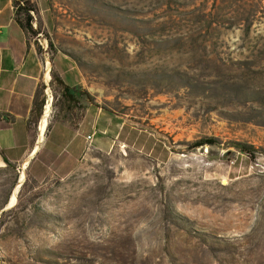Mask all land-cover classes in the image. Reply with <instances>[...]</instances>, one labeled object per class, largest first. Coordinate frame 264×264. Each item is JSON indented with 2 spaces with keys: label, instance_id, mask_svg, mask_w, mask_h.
I'll return each instance as SVG.
<instances>
[{
  "label": "rangeland",
  "instance_id": "obj_1",
  "mask_svg": "<svg viewBox=\"0 0 264 264\" xmlns=\"http://www.w3.org/2000/svg\"><path fill=\"white\" fill-rule=\"evenodd\" d=\"M29 1L53 106L12 208L0 153V264H264V0Z\"/></svg>",
  "mask_w": 264,
  "mask_h": 264
},
{
  "label": "crops",
  "instance_id": "obj_2",
  "mask_svg": "<svg viewBox=\"0 0 264 264\" xmlns=\"http://www.w3.org/2000/svg\"><path fill=\"white\" fill-rule=\"evenodd\" d=\"M6 29H10V34L0 41V153L12 162L29 159L36 148L37 143L33 146L32 142L31 119L39 86L47 83L46 69L43 72L36 49L29 45L25 32L16 22L12 3L0 0V36Z\"/></svg>",
  "mask_w": 264,
  "mask_h": 264
},
{
  "label": "trees",
  "instance_id": "obj_3",
  "mask_svg": "<svg viewBox=\"0 0 264 264\" xmlns=\"http://www.w3.org/2000/svg\"><path fill=\"white\" fill-rule=\"evenodd\" d=\"M14 6L18 8V10H21V12H24L26 14V20L25 22H22L21 19L18 18V16L15 15V20L16 22L19 24V26L23 29V31L26 33L28 32H32L34 34H37L34 29H33V16H32V11H34L33 9L27 8L26 6L30 5V1L29 0H13ZM53 80H55L56 82H58L62 87H63V94L64 97L67 98L69 101L77 103L78 98H80V95L72 93L71 92V87L69 85H67L66 83H64V81L56 74H53ZM84 96H88L87 93H84ZM36 101V100H35ZM36 104V102H35ZM36 106V105H35ZM217 139H206V140H201L195 143V147L199 148L201 146L204 145H215L217 143ZM237 147L240 148V150L244 153H250V149L249 147L245 146V145H241V144H237ZM3 156V155H2ZM3 160L5 162V164H7V166L12 167V162L6 158L5 156H3Z\"/></svg>",
  "mask_w": 264,
  "mask_h": 264
},
{
  "label": "bare ground",
  "instance_id": "obj_4",
  "mask_svg": "<svg viewBox=\"0 0 264 264\" xmlns=\"http://www.w3.org/2000/svg\"><path fill=\"white\" fill-rule=\"evenodd\" d=\"M50 65H51V63L48 62L47 63V67H46V73H45V78H46L47 85H49L50 81H51ZM47 95L49 97V100H48V103H47V105L45 107L44 114H43V116H42V118L40 120V123H39V132H38L39 135H38V142H37L36 148H35L34 152H32V154L29 157V159H27L23 163L22 170H21V173H20L19 182H18L17 186L15 187V189H14L12 195H11V198H10V201H9V204H8L7 208H12V207L17 205L19 187L24 182V180L26 178V174H25L26 165L29 163V161H31V158L34 157L37 154V151H38V149L40 147V144L43 143L45 135L47 133V129H48V126L50 124V118H51L52 106H53L52 105V102H53L52 98L53 97H52L50 86L47 89Z\"/></svg>",
  "mask_w": 264,
  "mask_h": 264
},
{
  "label": "water",
  "instance_id": "obj_5",
  "mask_svg": "<svg viewBox=\"0 0 264 264\" xmlns=\"http://www.w3.org/2000/svg\"><path fill=\"white\" fill-rule=\"evenodd\" d=\"M31 162V161H30ZM30 162L28 163V165L30 164ZM28 165L26 166V168L28 167ZM25 168V169H26ZM24 183H25V180H24V182L20 185V187H19V190L21 189V187L24 185Z\"/></svg>",
  "mask_w": 264,
  "mask_h": 264
},
{
  "label": "built area",
  "instance_id": "obj_6",
  "mask_svg": "<svg viewBox=\"0 0 264 264\" xmlns=\"http://www.w3.org/2000/svg\"><path fill=\"white\" fill-rule=\"evenodd\" d=\"M88 139H89V140H92V137H91V136H89V137H88Z\"/></svg>",
  "mask_w": 264,
  "mask_h": 264
}]
</instances>
